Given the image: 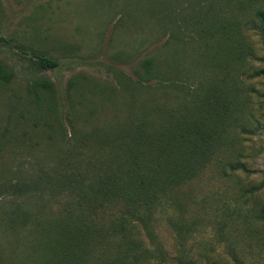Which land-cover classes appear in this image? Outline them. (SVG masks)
<instances>
[{"label":"rangeland","instance_id":"obj_1","mask_svg":"<svg viewBox=\"0 0 264 264\" xmlns=\"http://www.w3.org/2000/svg\"><path fill=\"white\" fill-rule=\"evenodd\" d=\"M217 27L238 29L245 46L239 97L218 149L172 191L154 232L171 264H264V0H0V64L10 73L0 79V264L37 261L28 247L64 198L37 181L59 171L70 124L110 129L131 102L173 104L213 81L220 95V72L202 79L194 67L201 45L208 54L226 45ZM33 53L57 65L40 69ZM166 71L180 87L159 93Z\"/></svg>","mask_w":264,"mask_h":264},{"label":"trees","instance_id":"obj_2","mask_svg":"<svg viewBox=\"0 0 264 264\" xmlns=\"http://www.w3.org/2000/svg\"><path fill=\"white\" fill-rule=\"evenodd\" d=\"M235 30L232 36L220 30L216 44L227 42L228 47L219 51L208 54L201 45L202 59L194 63L202 79L220 72L215 77L222 85L220 95L213 81L174 97L173 104L154 96L150 108L131 102L110 129L93 124L83 131L70 124L66 147L58 157L59 171H49L37 181L49 194L64 198L54 219L40 221L36 234L41 241L34 239L28 247L37 253L32 256L37 261L30 264H171L156 239L154 222L157 213L164 214L170 206L172 191L195 175L224 136L230 102L239 97L237 72L244 62L245 46ZM31 56L40 69L57 65L51 57ZM151 65L149 60L143 63L144 75L152 73ZM168 73L158 74L155 91L180 87L166 79ZM9 77L0 64V79ZM40 85L49 87L46 81ZM51 222L57 226H45ZM177 225L181 239L182 226Z\"/></svg>","mask_w":264,"mask_h":264}]
</instances>
